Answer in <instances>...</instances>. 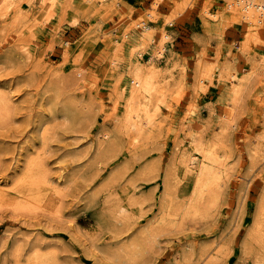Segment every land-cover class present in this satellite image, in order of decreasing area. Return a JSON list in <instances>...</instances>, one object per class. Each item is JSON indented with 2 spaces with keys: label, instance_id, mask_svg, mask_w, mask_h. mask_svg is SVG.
<instances>
[{
  "label": "rangeland",
  "instance_id": "rangeland-1",
  "mask_svg": "<svg viewBox=\"0 0 264 264\" xmlns=\"http://www.w3.org/2000/svg\"><path fill=\"white\" fill-rule=\"evenodd\" d=\"M42 1L10 0L11 6L0 11V90L12 101L8 119L0 123V190L5 193L0 194V264H114L109 255L159 214L168 167L178 199L191 194L195 177L183 175L179 161L185 151L199 155L190 142L196 122L203 141L218 137L223 157L216 204L204 216L177 219L137 264H179L183 248L200 244L215 254L212 264H252V252H244L241 243L264 195V24L233 21L221 28L223 9L231 11L225 0ZM161 44L156 79L169 82L157 91L162 101L155 96L150 105L154 135L134 143L136 133L123 127L128 66L135 59L144 63ZM224 60L232 61L229 72L237 70V77L222 75ZM250 71L247 87L232 100L228 89ZM201 77L203 88L195 84ZM70 99L80 108L77 119L53 124L51 112ZM38 122L49 124L44 142L35 129ZM108 130L119 131L115 148L122 151L87 165ZM26 154H39L47 169L41 166L47 179L37 186L22 176ZM112 172L117 179L110 181ZM20 191L28 193L27 200L18 198ZM134 195L143 197L139 206L127 203ZM19 199L24 204L14 207ZM122 206L133 213L130 224L120 222ZM34 250L47 258L31 261Z\"/></svg>",
  "mask_w": 264,
  "mask_h": 264
},
{
  "label": "bare ground",
  "instance_id": "bare-ground-1",
  "mask_svg": "<svg viewBox=\"0 0 264 264\" xmlns=\"http://www.w3.org/2000/svg\"><path fill=\"white\" fill-rule=\"evenodd\" d=\"M45 1V0H43ZM42 1V3H43ZM227 3V7H230V12L229 9L225 10L223 9L224 16L220 15V24H221V28H225L227 26L228 23L230 22H240L242 21L243 23L246 22L248 23V25L250 26H256V25H260V24H264V21H258L255 22L254 17L251 18L249 17L250 14H248V12L253 11L252 8L249 9V7L244 4L246 1H248L249 5H253L254 3L260 7H264V0H225ZM47 2V1H45ZM44 2V3H45ZM50 2V1H49ZM69 3V0L67 1ZM43 3V4H44ZM53 3V2H52ZM157 2L155 1V4ZM18 4V3H17ZM65 4V2L63 3ZM74 4V3H73ZM29 5V4H28ZM54 5V4H53ZM71 5V4H69ZM176 5V4H175ZM181 5V4H180ZM11 6V2L10 0H0V11L2 10H6ZM16 6V5H15ZM51 6V4L49 5ZM62 6V5H61ZM65 6V5H63ZM182 6V5H181ZM17 7V6H16ZM70 7V6H69ZM78 7V6H77ZM52 8V7H50ZM64 8V7H63ZM67 8V7H66ZM65 8V9H66ZM180 8V7H179ZM19 9V8H18ZM62 9V8H61ZM176 10V8H175ZM248 10V12H247ZM73 12V10H72ZM180 12V9H179ZM225 12L228 13V15L231 14V16H225ZM75 13V12H74ZM78 13V12H77ZM150 13V12H149ZM177 13V12H176ZM66 14V13H65ZM212 15V14H211ZM20 16V15H19ZM61 16V15H60ZM63 16V15H62ZM78 16V15H77ZM215 16V14H214ZM76 19V18H75ZM74 20V19H73ZM75 21V20H74ZM216 21V20H215ZM249 26V27H250ZM144 30L146 31L147 34L151 33L149 32V24L145 23L144 24ZM262 27V26H261ZM251 28V27H250ZM249 30V29H248ZM151 31V30H150ZM258 31V28H257ZM145 35V34H144ZM150 35V34H149ZM167 34L163 33V37H166ZM150 37V36H149ZM141 38V37H140ZM145 38V37H144ZM142 39V38H141ZM140 39V40H141ZM148 39V37H147ZM162 39V38H161ZM160 40V39H159ZM150 41V40H149ZM155 41V40H154ZM169 41V40H168ZM141 42V41H140ZM161 42V41H160ZM162 43V42H161ZM159 44V43H158ZM166 44V43H165ZM146 45V44H145ZM142 46V45H141ZM144 46V45H143ZM157 46V45H156ZM168 46V45H167ZM117 47V46H116ZM159 47V46H158ZM119 48V47H117ZM165 49L164 46L159 47L158 50H156L155 54H152L151 56L148 57L147 60L143 62H140L139 59H135L132 60L129 63V73L131 75L130 78V84H129V88H128V92H127V96H126V103H125V112H124V119H123V124H124V128L126 129H130L132 130L134 133H136L133 136V142H139V140H141L142 138H149L152 134L151 132V126H153V113H151V108L150 105L153 102V100L155 99V96L157 95V91L161 92L164 91V88H167V84L169 81H164V82H160L158 83L157 81V77H159V73H160V67L158 65V61H157V57L162 54H160L162 51L161 49ZM120 49V48H119ZM118 49V50H119ZM135 49V48H134ZM137 49V48H136ZM168 49V48H167ZM132 50V48H131ZM117 51V50H116ZM135 51V50H134ZM170 51V50H169ZM133 52V50H132ZM142 53V51H140ZM138 52V53H140ZM119 53V52H117ZM116 53V55H117ZM121 53V52H120ZM132 55V53H131ZM118 56V55H117ZM129 56V55H128ZM139 56V55H138ZM115 57V56H114ZM163 57V56H162ZM160 58V57H159ZM133 59V58H132ZM114 60V59H113ZM129 60V58H128ZM172 60V59H171ZM116 63V61H114ZM198 62V60H197ZM232 62V61H231ZM230 61L224 60L223 64L220 66L221 69V73L223 74H227L229 77H237L236 76V71L233 72H229L231 68H234V66L231 64ZM199 63V62H198ZM208 63V62H206ZM117 64V63H116ZM166 64V63H165ZM168 64V63H167ZM210 64V63H209ZM207 65L210 67V65ZM197 65V64H196ZM199 65V64H198ZM118 66V65H117ZM126 66V65H125ZM122 67V66H121ZM168 67V66H167ZM212 67V66H211ZM252 67V66H251ZM120 68V67H119ZM164 68V67H163ZM198 68V67H197ZM207 68V67H206ZM264 68V67H263ZM117 69V68H116ZM168 69V68H167ZM122 70V69H121ZM172 70V69H171ZM199 70V69H198ZM208 70V69H207ZM235 70V69H234ZM120 71V70H119ZM167 71V70H166ZM170 71V70H169ZM201 71V70H200ZM233 71V70H231ZM164 72V71H163ZM198 72V71H197ZM202 72V71H201ZM251 72H247L245 73L241 78H238V80L233 81V84L231 85L230 89H228L227 94L229 96H231L230 98H232V100H236L239 95L245 90V88L248 85V81H249V77L251 76ZM162 73V71H161ZM199 73V72H198ZM236 73V74H235ZM120 74V73H119ZM171 74V73H170ZM163 75V74H162ZM167 75V74H166ZM208 76H211V72L209 70V72L207 73ZM253 76V75H252ZM207 77V76H206ZM228 77V79H229ZM226 78V77H225ZM164 80V79H162ZM232 80V79H231ZM161 81V80H160ZM205 81V80H204ZM228 81V80H227ZM195 84L197 86H199L200 88H203V86L201 85L203 82V78H195ZM195 85V86H196ZM160 87V88H158ZM116 88V87H115ZM197 88V87H196ZM195 88V89H196ZM199 89V88H198ZM117 90V89H116ZM168 91V90H167ZM166 91V92H167ZM118 92V91H117ZM116 92V93H117ZM124 92V91H122ZM57 93V92H56ZM162 93V92H161ZM160 94V93H159ZM164 95V93H163ZM119 96V95H118ZM160 96V95H159ZM58 97V96H57ZM117 97V96H116ZM161 97V96H160ZM56 98V96H55ZM118 98V97H117ZM156 98L159 97L156 96ZM163 98V97H162ZM60 99V98H59ZM49 102H51V99H48ZM62 100V99H61ZM60 100V101H61ZM69 100V99H68ZM68 100H66L68 102ZM73 100V99H72ZM59 101V102H60ZM64 101V100H63ZM71 101V99H70ZM69 101V102H70ZM155 101H157V99H155ZM162 101V100H159ZM158 101V102H159ZM58 102V103H59ZM67 102H61L60 105H58L57 108H55L54 111H52L51 109V121H53L52 123H56L59 120H61L60 124H64V123H69L72 121H74L73 119H77L75 116V112L78 111L80 108H78V110H76V104L73 105L72 101L71 103H67ZM157 102V103H158ZM47 103V102H46ZM55 103L56 99H55ZM156 103V102H155ZM236 103V102H235ZM238 103V102H237ZM89 105V104H88ZM87 105V106H88ZM159 105V104H158ZM237 105V104H236ZM53 107V106H52ZM12 108V101L10 99V97H8V94H6L5 92H3L2 90H0V123L1 121L5 119H8L10 110ZM84 108V107H83ZM81 108V112L82 109ZM153 108V107H152ZM156 108V107H155ZM158 108V107H157ZM156 108V110H158ZM232 108V107H231ZM212 109V108H211ZM87 110V109H85ZM84 110V111H85ZM213 110V109H212ZM238 110V108H237ZM49 112V111H48ZM55 112V113H54ZM79 112V111H78ZM77 112V113H78ZM156 113V112H155ZM213 113V112H212ZM236 114V113H235ZM80 116V115H78ZM226 116V115H225ZM157 118V117H156ZM226 118V117H225ZM231 118V117H230ZM119 119V118H117ZM122 119V118H120ZM155 119V118H154ZM223 119V118H222ZM63 120V122H62ZM92 120V119H91ZM230 120V119H229ZM236 120V119H235ZM49 121V120H48ZM232 121V119L230 120ZM2 122V123H3ZM47 122V121H46ZM45 122V123H46ZM60 122V121H59ZM121 122V121H120ZM227 124H229V121H225ZM41 122H38V124H36V131L37 133L40 134V138H42L44 142L45 139V135L46 133L50 132L48 131L49 127L48 125H41ZM44 123V122H43ZM193 123V122H192ZM225 123V124H226ZM235 123V122H234ZM57 124V123H56ZM70 124V123H69ZM231 124V123H230ZM121 125V124H120ZM120 125L119 126V130L120 129ZM155 125V124H154ZM59 126V125H58ZM117 126V125H116ZM193 126V125H192ZM194 126L196 127L195 130L191 129L192 131L190 132V142L192 143V149L194 151H198L199 155L197 156V154L192 153L193 151L189 150L188 152L185 151V153L182 154L183 157H181L180 161L181 162V166H182V174L186 175V176H193L194 178V186L192 188L191 194L186 198V199H178V196L175 195V193H173V188H171V176H172V170L171 167H168L165 171V174L163 175V183H162V195H161V200H160V211L159 214L154 216V218H152V220L150 219V221L146 222L145 225L138 229V231L136 232V234L134 233V236L131 237V240L128 241V243H125L122 245L121 249H117L115 251H117L116 253H109V257L111 258V260H113L112 262H114V264H133V262H135L134 264H137L141 259L143 254H145L146 252H149L150 250H152L153 246H150L151 244H153L158 238H156V236L158 237L159 234H161L162 232H164L165 229H167L168 227H171L175 224V221L177 219H181V220H187V219H191V218H195V217H200V216H204L205 212H207L209 209H211L217 201V185H218V179H219V166L222 164L223 161V157L222 155L219 153L218 151V144L219 142L217 141L218 137H213L210 141H203L201 137H198L197 133L198 130L200 129V125L196 122L194 124ZM233 126V125H232ZM60 127V126H59ZM53 128V127H52ZM117 128V127H114ZM205 128V127H204ZM103 129V128H102ZM104 130V129H103ZM155 130V129H154ZM153 130V131H154ZM102 131V130H101ZM107 131V130H106ZM109 131V130H108ZM113 131V130H111ZM111 131L109 132H105L103 133V137L104 140L99 141V143H97V147H96V151L93 154H91V160L90 162H88L87 165L91 166V165H95L97 162V160H101L102 158H104L105 156H108L109 158L115 157L119 151V150L115 148L116 142H117V133L119 131L116 130L115 134H112ZM125 131V129L123 130V132ZM200 131V130H199ZM126 132V131H125ZM129 132V131H128ZM100 133V132H99ZM98 133V134H99ZM122 133V132H120ZM127 133V132H126ZM132 133V132H131ZM202 133V132H201ZM125 134V133H123ZM130 134V133H129ZM101 135V134H100ZM131 135V134H130ZM154 135V134H152ZM188 135V134H187ZM200 135V133H199ZM99 136V135H98ZM122 136V135H121ZM120 136V137H121ZM125 136V135H124ZM123 136V139H124ZM130 137V136H129ZM122 138V137H121ZM120 138V139H121ZM153 138V137H152ZM263 138V137H262ZM99 139V138H98ZM103 139V138H101ZM119 139V141H120ZM258 139V138H257ZM147 140V139H146ZM144 139V142L146 141ZM264 140V138H263ZM262 140V141H263ZM97 141V140H96ZM118 141V143H119ZM149 141V140H147ZM261 141V140H260ZM261 141V142H262ZM121 142H123L121 140ZM120 142V143H121ZM125 142V141H124ZM142 143V142H141ZM122 144V143H121ZM120 144V145H121ZM126 144V143H125ZM130 144V143H129ZM132 144V143H131ZM184 144V143H183ZM258 144V142H257ZM119 145V144H118ZM140 145V144H139ZM144 145V143H143ZM143 145H140L139 147H142ZM175 145V144H174ZM222 145V144H221ZM123 146V144H122ZM122 146H119L122 148ZM191 146V145H190ZM118 147V146H117ZM138 147V146H137ZM144 147V146H143ZM185 147V146H183ZM132 148V147H131ZM127 149V148H126ZM133 149V148H132ZM124 150V149H123ZM128 150V149H127ZM135 150V148H134ZM133 150V151H134ZM138 150V149H137ZM181 150V149H179ZM186 150V149H185ZM88 151V150H87ZM130 151V150H129ZM132 151V152H133ZM141 151V149H140ZM183 151V149H182ZM125 152V151H124ZM131 152V151H130ZM137 152V151H136ZM22 153V152H21ZM86 153V152H85ZM140 153V152H139ZM180 153V152H179ZM178 153V155H179ZM182 153V152H181ZM187 153V154H186ZM259 153V152H258ZM129 154V153H128ZM186 154V155H185ZM20 155V154H19ZM39 154H34V156L32 154H26L25 157V165L24 168L22 170V176L25 177V179L29 182V184L32 186H37L40 183H42V181L46 178L47 176H45L46 171H44L43 169L45 167L44 163L42 164V160H39ZM79 157L78 159L82 158V154H77ZM119 155V154H118ZM139 155V154H138ZM74 157V156H72ZM131 157V154L130 156ZM134 157V155H133ZM132 157V159H133ZM137 157V155L135 156V158ZM76 158V157H75ZM107 158V157H106ZM105 158V159H106ZM140 158V155L139 157ZM179 158V157H178ZM77 159V160H78ZM90 159V158H88ZM104 159V160H105ZM103 160V159H102ZM101 160V161H102ZM89 161V160H88ZM97 161V162H96ZM106 162V161H105ZM109 162V161H108ZM154 161H152L150 164L147 165V168L151 169V165ZM178 163V162H177ZM42 164V165H41ZM44 165V168L42 169L41 166ZM118 166H121L120 164ZM118 166L116 167L118 169ZM115 168V169H116ZM178 168V167H177ZM113 169V170H115ZM47 170V169H46ZM112 170V171H113ZM119 170V169H118ZM118 170H116L118 172ZM115 171V172H116ZM19 172V171H18ZM112 172L109 176L110 181H112V177L115 175ZM120 172V170H119ZM178 172V171H177ZM117 175V173H116ZM180 176V175H179ZM71 177V176H70ZM119 177V174H118ZM19 180V177H17ZM117 179L116 177H113ZM187 178V177H186ZM226 178V177H225ZM188 179V178H187ZM22 180H24V178H22ZM119 180V179H118ZM224 180V179H223ZM16 181V180H15ZM108 181V180H107ZM21 182V181H20ZM25 182V181H24ZM46 182V181H45ZM109 182V181H108ZM107 182V184H108ZM117 182V181H116ZM119 182V181H118ZM19 183V182H17ZM112 183V182H111ZM115 182H113L114 184ZM247 183V182H246ZM15 184V182L13 183ZM23 183H21L20 185L22 186ZM45 183H43L42 185H44ZM186 184V183H185ZM18 185V184H17ZM46 185V184H45ZM109 185V184H108ZM112 185V184H111ZM116 185V184H114ZM184 185V184H183ZM241 185V184H240ZM13 186V185H12ZM16 186V185H14ZM25 186V185H24ZM110 186V185H109ZM243 186V185H242ZM3 187V186H2ZM5 187V186H4ZM11 186H8V188ZM20 187V186H19ZM29 187V186H28ZM49 187V186H48ZM116 187V186H115ZM126 187V186H125ZM241 186H239L240 188ZM17 188V187H16ZM24 188V187H22ZM26 188V186H25ZM41 188V187H40ZM44 188V187H42ZM55 191L58 192L60 195L62 194L61 192L62 189L58 186H55ZM183 188V187H182ZM242 188V187H241ZM245 188V186H244ZM18 189V188H17ZM16 189V190H17ZM48 189V188H47ZM127 189V188H126ZM133 189V188H132ZM11 190V189H10ZM21 190V189H19ZM28 190V189H27ZM37 190V189H36ZM40 190V189H39ZM187 190V189H186ZM1 191V190H0ZM14 191V190H13ZM42 191V190H41ZM40 191V192H41ZM120 192V190H118ZM16 192V191H15ZM31 192V191H29ZM22 195L20 197H18V195H14L17 196L18 198L23 197V199L27 198L28 193L26 192H19ZM55 193V192H54ZM179 193V192H178ZM0 194H5L3 191L0 192ZM117 194V193H115ZM135 194V193H134ZM33 195V194H32ZM36 195V194H35ZM59 195V196H60ZM139 195V194H137ZM146 195V194H145ZM31 196V194H30ZM41 195H39L40 197ZM123 196V195H122ZM34 197V196H32ZM146 197V196H145ZM126 198V197H125ZM59 199V198H58ZM127 199H129V201H127V203H129L131 206L135 205V206H139L141 203V201L143 200V197H137V196H128ZM27 200V199H26ZM111 200V198H110ZM114 200V199H113ZM126 200V199H125ZM18 201V200H17ZM25 201V200H23ZM43 201V200H42ZM27 202V201H26ZM25 202V203H26ZM40 202V200H39ZM108 202V201H107ZM116 202V201H115ZM119 202V201H118ZM116 202V203H118ZM145 202V201H143ZM112 203V202H111ZM125 203V202H124ZM22 204H24V202H21L20 199L17 203V206L14 207H21ZM120 203H118L119 205ZM144 204V203H143ZM142 204V205H143ZM31 206H33V204H30ZM59 205V204H58ZM111 205V204H110ZM108 206V205H107ZM116 206V205H115ZM109 207V206H108ZM111 207V206H110ZM117 207V206H116ZM57 208V207H56ZM107 208V207H105ZM114 208V207H113ZM58 209V208H57ZM112 209V208H111ZM115 209V208H114ZM113 209V211H114ZM142 209V206L141 208ZM60 210V209H59ZM116 210V209H115ZM119 210V208L117 209V211ZM110 210L106 212H109ZM120 212V216L121 221H124L125 223H128V221L130 222L132 220V214L130 212V210L128 209V207L126 206H122ZM142 212V211H140ZM112 213V211H111ZM118 214V213H115ZM142 214V213H141ZM112 215V214H111ZM140 215V214H139ZM107 216H110V213L107 214ZM141 216V215H140ZM111 217V216H110ZM112 217H114L112 215ZM117 217V216H116ZM139 217V216H138ZM118 219V220H119ZM115 220V219H114ZM113 220V221H114ZM117 222V220H115ZM122 224H125V223ZM113 223V222H112ZM121 224V223H120ZM130 224V223H128ZM124 226V225H123ZM121 226V227H123ZM130 226V225H129ZM115 227V225H114ZM128 228V227H126ZM112 229V228H111ZM116 229V228H115ZM125 229V228H124ZM114 230V229H113ZM118 232V231H116ZM122 233V232H121ZM118 233H116L117 235ZM161 236V235H160ZM159 240V239H158ZM157 243V241H156ZM242 245V249L244 250V252H252L253 256H252V264H264V195L261 198L260 202L257 204L256 207V212L252 221V224L250 226V228L248 229L247 233H246V237L245 240L242 241L241 243ZM157 245V244H155ZM115 246V245H114ZM117 246V245H116ZM111 247V246H109ZM106 249V248H105ZM116 249V248H115ZM109 250V249H107ZM111 250V249H110ZM109 250V251H110ZM213 250V249H212ZM122 253H121V252ZM107 253V251H106ZM121 253V254H120ZM108 254V253H107ZM249 254V253H248ZM215 254L210 252L208 250V246H204L202 244H200L197 248L194 245H188L185 248L182 249L181 252V257L180 260L178 261L179 264H212L214 261V257ZM105 257V256H104ZM107 258H109L106 255ZM47 258V255L45 253H41L38 252L37 250H34V252L31 255V261L32 259L38 262H42L43 260H45ZM46 262V261H45ZM111 264V263H110Z\"/></svg>",
  "mask_w": 264,
  "mask_h": 264
},
{
  "label": "built area",
  "instance_id": "built-area-1",
  "mask_svg": "<svg viewBox=\"0 0 264 264\" xmlns=\"http://www.w3.org/2000/svg\"><path fill=\"white\" fill-rule=\"evenodd\" d=\"M244 4L246 5V7L248 6L249 9L252 8V10H253L251 12H248V10H247L248 14H250L249 17H251V18L254 17V20H256V21L257 20L261 21V22L264 21V7H260V6L256 5L255 3L253 5H249L248 1H246Z\"/></svg>",
  "mask_w": 264,
  "mask_h": 264
}]
</instances>
